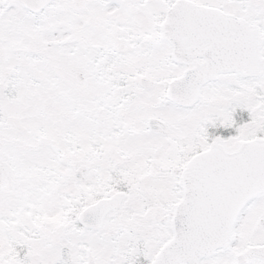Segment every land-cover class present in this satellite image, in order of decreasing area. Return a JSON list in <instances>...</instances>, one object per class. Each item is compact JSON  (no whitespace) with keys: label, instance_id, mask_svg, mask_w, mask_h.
<instances>
[{"label":"snow or ice","instance_id":"snow-or-ice-1","mask_svg":"<svg viewBox=\"0 0 264 264\" xmlns=\"http://www.w3.org/2000/svg\"><path fill=\"white\" fill-rule=\"evenodd\" d=\"M0 264H264V0H0Z\"/></svg>","mask_w":264,"mask_h":264}]
</instances>
